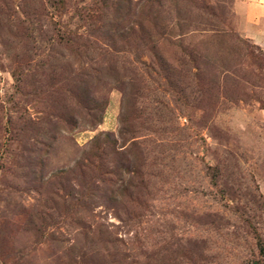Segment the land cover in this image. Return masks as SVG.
Returning a JSON list of instances; mask_svg holds the SVG:
<instances>
[{"label": "rangeland", "instance_id": "rangeland-1", "mask_svg": "<svg viewBox=\"0 0 264 264\" xmlns=\"http://www.w3.org/2000/svg\"><path fill=\"white\" fill-rule=\"evenodd\" d=\"M262 6L0 0V264H264Z\"/></svg>", "mask_w": 264, "mask_h": 264}, {"label": "crops", "instance_id": "crops-1", "mask_svg": "<svg viewBox=\"0 0 264 264\" xmlns=\"http://www.w3.org/2000/svg\"><path fill=\"white\" fill-rule=\"evenodd\" d=\"M257 14H264V6H262V8H258L256 11ZM255 14V13H252Z\"/></svg>", "mask_w": 264, "mask_h": 264}]
</instances>
